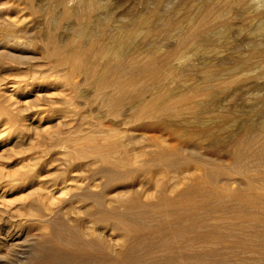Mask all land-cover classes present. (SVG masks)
Instances as JSON below:
<instances>
[{
	"label": "bare ground",
	"instance_id": "bare-ground-1",
	"mask_svg": "<svg viewBox=\"0 0 264 264\" xmlns=\"http://www.w3.org/2000/svg\"><path fill=\"white\" fill-rule=\"evenodd\" d=\"M25 1H26L25 3L28 4L29 9H36L35 0H25ZM56 1L58 4L62 5V10L60 16H58L59 14L56 15L54 12L51 11L48 14L49 17L47 18L49 23L56 24L59 18L67 19L71 16H75L76 18H82V17L85 18V22H81L79 20L74 24L72 36L70 38L64 36L65 37L64 39L67 38L64 41L59 40L58 37L55 36L53 32L54 29L52 30L51 28H48L49 29L48 35L47 34L46 35H47V42L49 45L47 46L46 50L49 56L54 57V61H55V63L53 64L55 67V70L53 69L55 71L54 76L56 77L60 76V78H56L55 84L56 83L58 84L56 85V87L60 92L64 91L67 83L70 82V79L74 75L76 76L77 72H81L83 73L85 80L91 81V83L95 86V92L97 95H99L102 98L101 99L102 102L111 106L114 112L117 114L121 109L122 102L124 100L126 101L128 100L130 106H128L129 109L127 111H129L130 109L134 110L135 116H140L141 114H152L157 110L159 112L161 111L166 114L178 115L182 112L196 113L201 108V103L197 99L198 95H204L207 99H214L216 98L215 95H217V89H216L217 87L223 89L226 88V86L228 87L229 82H233L230 79L231 77L225 78L222 75L221 77L223 78L219 80L220 82L214 83V79L218 78L217 76L218 74L216 75L217 77H215L214 72L206 73L205 71L201 83H195L191 85V87L188 90L185 89L182 92H176L175 89H172L173 86L170 85V83L168 84L169 80H167V76L165 77V75H167L168 73L164 75L165 73L164 67L166 63L169 61V59L172 58V56L181 55L184 46L190 44L191 41L193 42L195 41V43L196 42L199 43L198 46H201L202 43H206V39L208 38V35L211 32L222 34L225 31H227L228 28L227 22L219 18V15L221 16V14H219L220 12L215 11L216 7L213 6L214 3L212 4L209 0L204 1L205 4L202 5L205 7V9L196 16L197 18L193 16L191 17V15L188 13L190 15L189 16L190 24H188L189 26L186 30L184 31L182 30V33H179L176 39V45H175L176 47L174 49H172L171 51H167L164 54H155V52L151 50L152 53L150 52L151 54H149V56H144V57L136 55L133 50L134 45L132 41L133 40L132 35L137 30V28H132L129 30L125 29L122 31L117 30L118 31L117 33L106 35L107 33L105 30V26L107 25L106 23L107 20L104 21L106 25L102 21L103 24H101L102 26L101 28H99V30L98 29L93 30V28H91L92 27L91 25L95 22L94 17L92 15L93 3H91V0L90 2L88 1L85 2L83 7H81V10L79 11H74L73 9L68 8L66 6L67 0H56ZM237 1H239L240 3L246 2L245 0H237ZM60 6L59 8L61 9ZM200 9H202V7ZM161 13L163 14V12ZM224 13L225 12L222 13V16L224 15ZM225 15L227 14L225 13ZM212 16L214 18H217V19H213V22L211 21V18H213ZM15 20L16 19L13 18L8 19L7 17L4 18V20L0 19V27H4V30L0 31V148H2L1 150L2 152L4 151L2 154H0V156H3L4 153H6L5 151H7L6 154L10 156L15 151V150L13 151L15 147L14 143H16L18 140L21 141L24 139V137L26 136L24 131L26 129L28 130L30 126L28 125V123L17 124V120H19V116H22L24 114L23 112L25 111L26 108L18 106V101L20 99H18L19 97L16 96L18 94H16V90L14 87H16V83H18L19 81L21 82L23 81L22 83L25 85L23 86L24 93L26 92L30 93L32 90H30V88L25 90V87L27 85L29 87V82L31 84L34 75H32L33 76L32 78L29 75L31 79L26 78L27 76H24L25 79L22 78L21 80H17V79L11 80L6 75V73L3 72L4 69L12 67L13 61L20 62L22 57L21 56L22 53H20V51L13 49L12 46L15 45V42H12L11 39L14 40L16 38H19L17 36H20L22 32L23 33L26 32L25 30L26 28L25 29L20 28L19 30L16 29L17 26H15L16 24L15 22L17 20L16 21ZM141 20L142 19H139V21ZM130 22L132 23V21ZM255 23H256V27L254 30H259L262 33H264V18H262L259 22H255ZM70 25L71 24H69L68 26ZM131 25L133 26V24ZM63 27H65V25ZM106 29L108 30V28ZM121 29H123V27ZM250 33H254V31L249 32V34ZM27 34H29L28 30L26 35ZM106 36L108 37L107 39L105 38ZM147 45L149 46L150 44ZM261 45L263 46V44ZM240 47H242V45ZM257 47H261V46H257ZM248 59L249 58L247 57V59L245 60L244 59L237 60V62L230 68V70L232 69L233 71L237 72L238 70L243 68L244 65L246 66L247 63L245 64V61ZM232 61H234V59ZM21 63L19 65H21ZM51 68H53V66ZM33 74L36 73L34 72ZM51 74L52 73L49 74L50 77ZM238 74H240V72H238ZM49 75H47L46 77H48ZM36 76L35 77L38 78L37 74ZM39 79L37 80L39 81ZM43 80L45 81V77ZM47 80L50 79L48 78ZM51 80L53 81L54 77ZM7 83L11 85H8ZM169 85L172 87L170 88ZM9 86H11V89H9L10 88ZM40 86L35 88V91L38 92L35 93L39 95L41 94V90L48 88L47 85H42L41 87ZM147 91H150L149 92L150 98L148 97V99H146ZM47 95L48 94L46 93V96ZM47 98H49L47 102L44 101L43 103L39 104L40 108H44L43 111L46 110L45 108H47L48 106L54 103V100L51 99V97H47ZM22 102L25 103V100ZM36 105L38 104L36 103ZM26 106L27 105H25V107ZM250 108H252V106ZM65 114L66 113L63 112L61 116L65 117ZM196 119L198 120V118ZM40 120L41 118H38L37 121L40 122ZM241 127L242 128L240 132L238 131L239 132L238 135L235 136L233 142L231 143L232 154L230 155L234 157L233 163L231 162L232 164L229 165L226 164L224 166V165H215L214 162H212L211 164H209L210 166L205 167L204 169L199 168L198 171L193 172L191 175L184 174L185 176L182 181L183 185L180 184L181 186H179L178 183L175 182V180L173 181L174 183L173 182L168 183L169 182L168 181L167 182L168 185H165L162 184L159 179H157V181L156 180L154 181V184L156 182V186L159 188L157 190L155 188L156 191L153 190V193L148 192V195L146 194L147 196L145 197H143L142 195L143 198L141 197V194H138L137 192L134 193V190L130 191V189L126 192L125 190L127 189L122 190L124 191V193L122 192L121 194L118 193L117 196L109 194L110 197L108 196L109 197L108 199L101 200L100 199L101 196L99 198L98 195L99 193L97 194L98 198H96L95 195H93V197L88 196L89 194L82 192L85 191V188H83L81 184L83 181L78 182L77 178L79 177H76V175H73V173L70 174L68 172L70 176L63 177L62 183L63 181L65 182L67 178L68 179L73 178L76 181V183L70 185L73 186L74 191L69 198H67L66 200H61L59 204L56 203L57 205L55 204L56 206L53 207V205H51L52 203L49 202L47 203V201L45 202V198H48L46 192L50 190L48 189L50 187V184H48L46 181L45 182L42 181L41 175H39L40 178L38 177V172H40L38 171V169H41L40 168L41 166L38 169H36L37 168L36 164L39 161V159L41 160V157L43 155L38 154L34 156V154H32L31 156L29 154V156L26 158H24L23 156L22 159L18 160V164L20 165V166L18 165L19 168L17 167L16 170H11V171L3 170L2 168H4L5 164L4 162L0 161V189L1 187L4 186H10V187L16 186L15 184L17 183V185H26L27 188H34L36 191H38L39 196L30 201L28 208L32 211V214H34L38 218L40 222L39 224H41L40 235L44 237H48L53 240L55 239L56 240L55 244L58 247L65 246L67 249H69V251L66 253L58 254L56 253L57 251L55 253L44 251L43 247L37 244L34 246V248L32 247L33 249H31V251H29L32 252L33 250L31 257V259H33L34 262L33 264H87V263L88 264H163V263L174 264L177 262H179V264H234V263H230L231 259L224 261V259L219 260L220 258L219 259L214 258V257H218V255L213 256L214 254L216 255L218 254V252L222 254L221 252L225 251L223 247L221 248L219 247V245H223L225 247H227L228 245L230 247L232 245L235 247L234 248L235 251L240 250L239 252H241V254L246 253V257H241L242 261L245 260V258L247 259L250 258L251 261L252 259L257 260V258H259V261L264 260V118L262 121L258 123L257 120H254L253 118H249L244 122V124ZM88 132L86 134L80 135L82 137L79 138L80 142L77 143L75 150L73 149L74 150L73 153L75 152V155L79 158L90 156L93 158L91 159L92 160L91 162L100 161V162L109 163V168L101 170L102 173L99 177L96 176H94L93 178L91 177L92 178L91 180H93V182L99 180L101 182V186L103 184L102 187L108 185L109 183L114 182L115 179L124 181L123 183H125L127 182L126 181L127 179L124 180L125 178L127 177L133 178L137 176L136 173L139 172L138 165L141 166L144 165L147 167L153 166L157 168L162 167L166 171V170L174 169L181 164L185 165L186 163L185 161L187 158L185 159L184 155L179 153L177 154L174 150L171 151L170 149H166L164 147L157 148V150L152 152L134 151L135 153H131L130 149L128 150L126 148L127 144H125L123 135H121V133L119 134L117 130L113 128H111L109 131L99 132L101 134L100 135L101 137H97L96 132L94 133H90V132L88 133ZM76 141H78V139ZM72 143L74 142L72 141ZM46 153H44V156L46 155ZM175 154L177 155L175 156ZM203 157L204 158L202 159H196V163L201 165L204 163L205 164L210 163L208 161L211 158L207 161V158H205L204 155ZM44 160H41L38 164H41V162H42L41 165L47 163V162L43 163ZM188 161L190 162V160ZM20 167H23V169L21 168L20 170ZM160 172L161 171L158 172L159 176L161 174ZM154 174L155 172L153 173V175ZM233 174H237V175L240 174L239 176L241 175L242 177L244 176L245 180L244 181L237 180L238 182L234 184V182L233 183L230 182L236 180V179L230 180L231 178L230 176ZM103 177H105L106 180H104ZM221 181H223V183H221ZM131 188H133V186ZM101 190L103 191V194L104 192H107V190L104 191L105 189L101 188ZM32 193L33 191L31 192V194ZM78 198L90 199L91 201L89 202L91 203H88L86 205L83 204V206H78L77 204H75V200H78ZM92 201L95 202L93 203ZM16 207L18 208V206ZM6 210H7L6 208L0 206V215ZM200 211L203 212L201 216H199L200 214L199 215L197 214ZM10 213H12V211L9 212V215H12ZM72 213L74 214V216L71 215ZM56 214H64V217L65 214L66 215L68 214V217H66L64 221L60 219L55 220V217L57 216ZM5 221L6 220H4V222ZM13 223L11 221L10 223H8L7 220V222H5L3 226H0V264H20L21 262L23 263L22 260L23 258H25L24 256L23 257L20 256L21 254L17 252L18 246L19 245L23 246L21 245V241H22L21 237L24 234L23 230L20 228L21 226L19 223H14V224ZM105 224L111 225L110 227H112L114 230L116 229L117 233H113L112 232L113 229L110 228L108 225H106L110 229H112L110 230L111 232L109 230L107 232L105 230L106 228L101 227L102 225L105 226ZM147 228L151 229V231L147 230ZM151 233L154 234L156 233V235L154 236ZM25 235H27V233H25ZM198 248L199 251H196ZM5 249L8 251V253H6V255L7 254L9 255V256L7 255L8 258L5 257L6 255L3 253ZM248 254L250 255L248 256ZM3 257L9 260L7 261L8 263L4 261ZM26 257L28 258V256ZM227 257L229 259V256ZM162 258L166 259V261L161 262L160 260H162ZM222 258L223 257H221V259ZM18 259L19 260L21 259V262ZM236 259L238 260L240 258H236Z\"/></svg>",
	"mask_w": 264,
	"mask_h": 264
},
{
	"label": "rangeland",
	"instance_id": "rangeland-1",
	"mask_svg": "<svg viewBox=\"0 0 264 264\" xmlns=\"http://www.w3.org/2000/svg\"><path fill=\"white\" fill-rule=\"evenodd\" d=\"M43 1L35 0V3L38 4V5L35 4L36 9H29L28 4L25 3L26 2L25 0H3V1L0 0V19L4 20V18L6 17L8 19L9 18L16 19L17 20V21L15 20L16 21L15 26H17L16 29L19 30L20 28L21 29L26 28L25 29L26 32L24 33L22 32L20 36H17L19 38L15 37L16 39L14 40L11 39V41L15 42V45H16V46L15 45L12 46L13 49L20 51V53H22L21 61L20 62L13 61L14 63L12 62V67L4 69L3 72L6 73V75L11 80H14V79L21 80L22 78L25 79L24 76H27L26 78L31 79L33 77L32 75H34L32 79L33 83L30 80L32 85L29 82V87L28 85L25 87V90L29 88L30 90H32L30 93L29 92L24 93L23 86L25 85L22 83L23 81L22 82L19 81L18 83H16V87L12 86L15 88L16 94H18L16 96L19 97L18 99H20L18 101V106L26 108L25 111L23 112L24 114L22 116H19V120H17V124L28 123V125L30 126L28 130L26 129L24 131L26 135L24 139L21 141L18 140L16 143H14L15 147L11 146V147H14V149L13 148L12 149L13 151L14 150L15 151L10 156H8L6 154L7 151H5L6 153H4L3 156H0V161L4 162L5 164L4 168H2L3 170L11 171V170L17 169L19 165L18 160L22 159L23 156L24 158H26L29 156V154L31 156L32 154H34V156L38 154L43 155L41 157V160L45 159L46 161L44 160L43 163L45 162L47 163L44 164L45 166L41 165L42 162L41 164H38L41 161L39 159V161L36 164L37 165L36 169H38L41 166L40 167L41 169H38V171H40L38 172V177L39 175H41V180L44 182L46 181L48 184H50V187L48 188L50 190H48L49 192L48 191L46 192L48 195V198H45V202L47 201V203L48 202L52 203L51 205H53V207L59 204L61 200H66L67 198H69L70 195L73 193L74 188L71 185L76 183V181L73 178H69V179L67 178V180L65 182L63 181L62 183V178L66 176L69 177L70 174L72 173L73 175H76V177H79L77 178L78 182L83 181L81 184H82V187L85 188V191H82V192H85L86 194H89L88 196H92V197L93 195H95L96 198H98L97 194L99 193L98 195H99V198L101 196L100 198L101 200L108 199L110 197L109 194L117 196L118 193L120 194L121 192L124 193V191L122 190H125V189H127L125 190V192L130 189V191L134 190V193L137 192L138 194H141V197L142 195L143 197H145L148 195V192L153 193V190L156 191L159 188L156 186V182L154 184V181L155 180L157 181V179H159L160 182L165 185H168V183H172L175 180V182L178 183L179 186H181L183 185L182 181L185 175H191L193 172L198 171L199 168L204 169L205 167L210 166L209 164H211L212 162H214L215 165H224V166L226 164L227 165L232 164L234 157L230 155L232 154L231 143L233 142V139L235 138V136H237L238 133L240 132L242 128L241 126L249 118H253L254 120H257V123L263 120L264 118V33H262L259 30H254V29L256 27L255 22H259L262 18H264V12H263L264 11V6H263L264 0H261V1L260 0H256V1L255 0H245L246 2H243V3H240L237 0H234V1L233 0H209L212 4L214 3L213 6L216 7L215 11H219L220 12L219 14H221V16L223 12L227 14L225 15L224 13L222 18L219 15L220 19L227 22L228 24L227 31H225L222 34L211 32L210 34L212 35L209 34L208 38L206 39V43L208 45L206 43L201 44V46H204V47L198 46L199 43L197 42L195 43V41L194 42L191 41L190 44H187L182 49L185 52L182 51L181 55L179 56H172V58H170L169 61L167 62L168 64L166 63L164 67V72H165L164 75L168 73L167 75H165V77L167 76V80H169L168 84L170 83V85L173 86L172 89H175L176 92H182L185 89L188 90L191 87V85L195 83H201L202 77L205 71L206 73L214 72L215 77L218 76V78L214 77L215 78L214 83L215 82L219 83L220 82L219 80L223 78L221 77L222 75L225 78L231 77L230 79L233 82H229L228 87L226 86V88H223V89L220 87H217L216 88L217 95H215L216 98L214 99H207L204 95H198L197 99L201 103V108H200L201 110L199 109L196 113L182 112L176 115V114H166L161 111L159 112L157 110L153 112L152 114H141L140 116H135L134 110L130 109L129 111H127L129 109L128 106H130L128 103V100L127 101L124 100L122 102L121 109L119 110L120 113L119 112L118 114L115 113L111 106L102 102L101 100L102 98L99 95H97L95 92V86L91 83V81L85 80V77L83 73L81 72H77L76 76L74 75L70 79V82L67 83L66 88L64 89L63 92H60L57 89L56 85L58 84L57 83L55 84V80L56 78H60V76L58 77L54 76V73H55L54 71L55 67L53 65L55 63L54 57L52 56L53 57L52 58L51 56H49L46 50L47 46L49 45L47 42V35L49 31L48 28H51L52 30L54 29L55 31L53 30V32L55 36L58 37L59 40L64 41L67 38H70L72 36L74 24L78 22L79 20L81 22H85V18L84 17L76 18L75 16H71L67 19L59 18L56 24L54 23L51 24L49 23L47 19L49 17L48 14L52 11L56 15L59 14L58 16H60L62 5L58 4L56 0H52V1L43 0ZM87 1L90 2V0H85V1L84 0H75V1L67 0L66 6L68 8L73 9L74 11H79L81 10V7H83L85 2ZM160 1L161 0H91V3H93L92 15L95 20V22L91 25L92 26L91 28H93V30L95 29L99 30V28H101L102 26L101 24H103L105 20H107L106 22L107 25L104 22L106 25L105 26V30L107 33L106 35L117 33L119 30L122 31L125 29L129 30L132 28H137V30L132 35V39H133L132 41L134 45L133 50L136 55H139L141 57L149 56V54L152 53L151 50H153L155 54H164L167 51H171L172 49L176 47L175 46L176 39L179 33H182V30L183 31L186 30L189 26L188 24H190L189 16L191 15V17L192 16L196 17L199 13L204 11L205 7L202 4H205L204 2L205 0H162L161 2ZM251 1L252 2L254 1L253 2L254 4ZM59 6L61 7V9L59 8ZM201 7L202 9H200ZM228 11H230L231 13ZM161 12H163V14ZM186 13L187 14L189 13L190 15L189 14L187 15ZM139 19H142V20L139 21ZM213 19H217V18H214V17L211 18L212 22H213ZM130 21H132V23ZM127 22H128V25H127ZM69 24L71 25L68 26ZM131 24H133V26ZM64 25L65 27H63ZM122 27L123 29H121ZM178 27L181 29V31ZM106 28H108V30ZM1 30H4V27H0V31ZM27 30L29 34L26 35ZM252 31H254V33L249 34V32H252ZM64 36L67 38L64 39L65 38ZM105 38L107 39L108 37L106 36ZM242 40L244 41V43ZM147 44H150V45L148 46ZM240 44L242 45V47H240L241 46ZM261 44H263V46ZM257 46H261L262 48L257 47ZM251 52L252 53L256 52V53L252 54ZM183 54L184 56L186 54L187 55L184 57ZM237 54H239L240 56ZM246 56L249 59L245 61V64L247 63L248 65L247 64L246 66L244 65L243 68H241L237 72L233 71L232 69L230 70V68L237 62V60L239 59L245 60L247 59ZM229 58H230V61H229ZM233 59L234 61H232ZM34 62H35V65H34ZM20 63L21 65H19ZM51 65L53 66V68H51L52 67ZM232 71L235 73H233ZM32 72L33 73L35 72L38 75V78H36L37 77L36 74H33ZM238 72H240V74H238ZM50 73H52L51 77L49 75ZM241 73L242 74L245 73V74L242 75ZM41 74H43L44 76ZM46 74L49 76L46 77L47 76ZM29 75L31 76V78L29 77ZM232 75L235 77H233ZM44 77H45V81L43 80ZM53 77H54V80L52 81L51 79H53ZM46 78L47 79L49 78L50 80H47ZM37 79H39L40 82ZM34 80L36 81V84ZM9 83L7 84L11 85ZM38 85L39 86L47 85L48 87L47 88L48 90L47 89L41 90L42 96L41 94L40 95L36 94L38 92L35 91V88L39 87ZM170 85L169 87L171 88L172 86ZM180 85L182 88L180 87ZM9 87H10L9 89H11V86ZM149 92L150 91L146 92V99H148V97L150 98ZM46 93L48 94L47 96H46ZM47 97H51V99L54 100V103L48 106L47 108H45L46 110L43 111L44 108H40L39 104L43 103L44 101L47 102V100L49 99ZM24 100H25V103L22 102ZM62 102L63 103L65 102V103L63 104ZM36 103L38 105H36ZM25 105L27 106L25 107ZM251 106L252 108H250ZM63 112L66 113L65 117L61 116ZM38 118H41L40 122L37 121ZM196 118H198V120ZM198 127H201V128H198ZM111 128L116 129L119 134L121 133V135H123L125 144H127L126 148L128 150L130 149L131 153L140 152V151L152 152V151L157 150V148L164 147L166 149H170L171 151L174 150L177 154L179 153V154L184 155L185 159L187 158L185 161L186 163L184 162L185 165L181 164L174 169L166 170V171L162 167L157 168V167L150 166L151 167L150 168L144 165L143 166L138 165L139 172L136 173L137 176L134 175L135 177L133 178L131 177L132 179L129 177L125 178L124 180L127 179L126 180L127 182L125 183H123L124 181L115 179L116 181L115 180L114 182L111 181L112 183H109L108 185L102 187L103 184L101 186V182L99 180H98L99 182L98 181L93 182V180L91 179L94 176L99 177L102 173L101 170L109 168V163L100 162V161L91 162L92 161L91 159H93L92 157L88 156V157L79 158L75 155V152L73 153V151L75 150L77 143L80 142L79 138L82 137L80 135L86 134L89 131L90 133L96 132V136L101 137L100 136L101 134L99 132L109 131ZM202 128H204L205 130ZM35 131H36V134H35ZM77 139L78 141H76ZM72 141L74 143H72ZM227 144L228 145L230 144V145L228 146ZM60 147H63V148H60ZM26 149L28 150V152ZM1 150L2 148H0V152H1L0 154L4 152V151L2 152ZM40 151L42 154L40 153ZM51 151H52V154H51ZM44 153H46L45 156H44ZM66 154H69V155H66ZM177 154H175V156ZM203 155L205 156V158H207V161L211 158L208 161L210 163H207V164L204 163L202 165L196 163V159L204 158ZM50 158H51V161H50ZM188 160H190V162ZM215 162L218 164H216ZM70 167H73V168H70ZM21 168L23 169V167H20V170ZM159 171H161L160 176L158 175ZM154 172L155 174L153 175ZM239 175L240 174L231 175L230 180L232 179H236V180L235 181L233 180L230 182L232 183L234 182L235 184L238 181H241V180L244 181L245 180L244 176L242 177V175L241 176ZM157 177H160L161 179ZM103 179L106 180L105 177H103ZM223 181H221V183H223ZM119 182L120 183L122 182V183L120 184ZM15 185L16 186H12V187L4 186V187H1L0 189V206L7 209L5 212L1 213L0 215V226H3L4 223L7 222V220H8V223H10L11 221L12 223L14 222V223L20 224L21 226L20 228L23 230V233H24L21 237L22 241L20 240L21 245L23 246L19 245L17 248V252L21 254L20 256L25 257L22 260L23 263L21 262L22 257L20 260L18 259L21 262L20 264H33L34 263L33 259H31L33 250L32 252H29V251H31V249H33L34 246L37 244L39 246H42L44 251L54 252V253L57 251L56 253L58 254L59 253L63 254V253L68 252L69 249H67L65 246L58 247L55 244L56 243L55 239L53 240L48 237H44L40 235L41 224H39L40 222L38 218L34 214H32V211L28 208L30 201L39 196L38 191H36L34 188H27L26 185H17V183ZM87 185H90V186H87ZM152 185L155 187H153ZM96 186L97 187L99 186V187L97 188ZM132 186L133 188H131ZM101 188L105 189L104 191L107 190V192H104L103 194V191L101 190ZM32 191L33 193L31 194ZM100 191L102 192V194ZM89 201L91 200L78 198V200H75V204H77L78 206H83V204L86 205L88 203H91ZM16 206H18V208ZM9 209L10 211H12V213H10L12 215H9V212H10ZM197 214L198 215L200 214L199 216H201L203 212L200 211ZM56 215L57 216L55 217V220L60 219L64 221V219L68 217V214L67 215L65 214V217H64V214H56ZM71 215L74 216L73 213ZM4 220L6 221L4 222ZM103 225L102 226L100 225V226L106 228L105 230L107 232L108 230L110 231L113 229L112 227H110L111 225L109 224H105V226L108 225L112 229H110L108 226L105 227ZM147 230L151 231V229H148V228ZM112 232L117 233L116 229L115 230L113 229ZM25 233H27V235H25ZM151 234L154 236L156 235V233L155 234L151 233ZM219 247L221 248L223 247V249L225 250L224 252H221L222 254L218 252V254L213 255V256L218 255V257H214V258H217V259L220 258L219 260L224 259V261L225 260L227 261L231 259L230 263H234V264H237V263L243 264V262L244 264L245 262L246 264H249L250 262H251L250 264H255V263L264 264V260L259 261V258H257V260L252 259V261L250 258H249L250 260L245 258V260L242 261L241 257H246V253L241 254V252H239L240 250L235 251L234 250L235 247L232 245L230 247L229 245L227 247L223 245H219ZM196 251H199V248ZM3 253L6 255L8 251L5 249ZM225 254L226 255L228 254L227 256H229V259ZM7 255L5 257L8 258L9 255L8 256ZM25 255L28 256V258ZM249 255L250 254H248V256ZM5 257H3V259L6 263H8L7 261L9 260L6 259ZM221 257L223 258L221 259ZM236 258H240V259L237 260ZM163 259L164 258H162V260L160 261L161 262L166 261V259L164 260ZM163 264H168V263H163ZM174 264H179V262L174 263Z\"/></svg>",
	"mask_w": 264,
	"mask_h": 264
}]
</instances>
